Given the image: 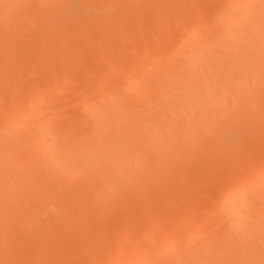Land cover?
Returning a JSON list of instances; mask_svg holds the SVG:
<instances>
[{
	"label": "bare ground",
	"instance_id": "bare-ground-1",
	"mask_svg": "<svg viewBox=\"0 0 264 264\" xmlns=\"http://www.w3.org/2000/svg\"><path fill=\"white\" fill-rule=\"evenodd\" d=\"M0 264H264V0H0Z\"/></svg>",
	"mask_w": 264,
	"mask_h": 264
},
{
	"label": "rangeland",
	"instance_id": "rangeland-1",
	"mask_svg": "<svg viewBox=\"0 0 264 264\" xmlns=\"http://www.w3.org/2000/svg\"><path fill=\"white\" fill-rule=\"evenodd\" d=\"M165 12L167 13V11H165ZM166 13H165V14H166ZM133 37H134V36H133ZM133 37H132L131 39H133ZM136 37H137V36H136ZM134 38H135V37H134ZM138 38H139V37H138ZM136 40H137V38H136V39H133L132 41H133L134 44L129 43V45H130V46L132 45V46L135 47V45H137L136 43H137L138 41H140L141 38H140V40L138 39V41H136ZM129 41L132 42L130 39H129ZM129 41H126L125 43L128 44ZM134 41H135L136 43H135ZM141 42H142V41H141ZM141 42H140V43H141ZM98 45H99V44H98ZM100 45H101V44H100ZM100 45H99V46H100ZM101 46H102V45H101ZM110 46L113 47L114 45H109V47H107V45H106V46H104V47H106L107 49H108V48L110 49ZM132 46H131V47H132ZM99 48H100V47H99ZM101 48H102V47H101ZM101 48H100V49H101ZM113 48H114V47H113ZM137 48H138V45H137L136 49H137ZM96 49L99 50V49L97 48V46H95V50H96ZM102 49H104V48H102ZM107 49H106V50H107ZM104 50H105V49H104ZM111 50H112V49H111ZM94 52H95V51H94ZM94 52H90V54L88 53L87 55L85 54L86 56L83 55V56H85V58H86L85 62H88V61L90 60L89 58H92V57H93ZM136 52H137V50H136ZM136 52H135V53H136ZM92 53H93V54H92ZM96 53H97V52H96ZM89 55H90V56H89ZM91 55H92V57H91ZM96 55H97V54H96ZM99 56H100V55H99ZM99 56H98V55L95 56L97 61L101 60V57H100V59H98ZM88 57H89V58H88ZM80 59H82V57H81ZM88 59H89V60H88ZM102 59H103V58H102ZM87 60H88V61H87ZM103 60H104V59H103ZM80 61H81V60H80ZM83 61H84V60L82 59V61H81L82 63L80 62L82 65H84V64H83ZM92 61H94V58H93ZM92 61H90L89 65H93V63L96 62V61H94V62H92ZM101 61H102V60H101ZM104 61H105V60H104ZM102 62H103V61H102ZM91 63H92V64H91ZM100 63H101V62H100ZM29 64H30V67H31L32 64H31V63H29ZM85 64H86V63H85ZM87 64H88V63H87ZM24 65H25V64H24ZM25 67H26V66H25ZM25 67H24V68H25ZM28 67H29V66H28ZM30 67H29V68H30ZM27 69H28V68H26L25 70H27ZM22 70H24V69L22 68ZM79 78H80V77H79ZM81 78H82V77H81ZM84 254H85V253H84ZM82 256H84V255H82Z\"/></svg>",
	"mask_w": 264,
	"mask_h": 264
}]
</instances>
